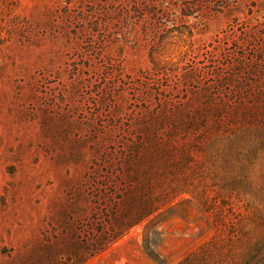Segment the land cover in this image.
<instances>
[{
  "label": "rangeland",
  "instance_id": "obj_1",
  "mask_svg": "<svg viewBox=\"0 0 264 264\" xmlns=\"http://www.w3.org/2000/svg\"><path fill=\"white\" fill-rule=\"evenodd\" d=\"M0 264H264V0H0Z\"/></svg>",
  "mask_w": 264,
  "mask_h": 264
}]
</instances>
